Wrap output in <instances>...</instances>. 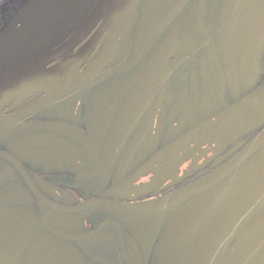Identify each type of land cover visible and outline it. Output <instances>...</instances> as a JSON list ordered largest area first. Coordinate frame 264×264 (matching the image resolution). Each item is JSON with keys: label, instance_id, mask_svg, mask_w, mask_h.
<instances>
[{"label": "flooded vegetation", "instance_id": "flooded-vegetation-1", "mask_svg": "<svg viewBox=\"0 0 264 264\" xmlns=\"http://www.w3.org/2000/svg\"><path fill=\"white\" fill-rule=\"evenodd\" d=\"M96 1L56 2L48 43L67 38ZM101 20L52 63L76 52ZM37 30L1 46V66L42 52L26 46ZM96 69L63 96L22 92L0 101V117L11 116L0 119V264H188L225 213L264 185V0H136ZM229 184V197L176 240V228ZM39 195L64 206L183 198L137 213L103 201L62 209ZM263 238L264 203L209 264H264V248L250 249Z\"/></svg>", "mask_w": 264, "mask_h": 264}, {"label": "water", "instance_id": "water-1", "mask_svg": "<svg viewBox=\"0 0 264 264\" xmlns=\"http://www.w3.org/2000/svg\"><path fill=\"white\" fill-rule=\"evenodd\" d=\"M236 1L233 0V4ZM135 2L136 0H97L91 11L84 17L75 30L67 38L55 45L49 44L48 42L55 35L51 32L57 18L53 17L49 19L39 32L40 36L34 42L28 39L26 44L29 47L28 50L39 46L44 48L42 52L8 66H1L0 64V101L22 92H46L49 96H56L57 98L82 87L97 73V69L95 70V68L101 65L109 54L119 37L124 22L131 14ZM100 18L102 20L97 29L75 53L70 52L60 61L52 63L58 55L64 54L67 50L71 51L72 46L80 41ZM37 29L35 27L31 32ZM104 37H107L108 41L96 61L87 68L79 70L81 61L86 58L92 48ZM168 41L169 38L162 42V48ZM176 41L177 39L174 38L173 42L176 43ZM79 60L81 61L79 62ZM22 113L23 111H20L13 116ZM10 118L11 116L0 117V119ZM205 185L206 183L202 186ZM260 185L264 187L262 182L254 185V189L249 194L245 195L225 213L217 225L206 234L204 240L196 249L197 254L194 258H191L188 264H209L210 260L225 247L226 243L224 242L227 236L238 229L247 216L251 215V213L263 205L264 188H260ZM235 187L236 185L234 184L226 185L213 193L208 199L201 202V205L198 207H201L200 211L196 215H189L187 221L181 223L176 228L174 234L175 239L179 240L191 231L196 230L200 223L203 220L205 221L218 208L220 203L229 197ZM39 197L62 209L77 210L87 202L103 201V203L120 206L127 210V212L137 213L157 212L176 204L183 198H174L156 206H133L107 198L91 199L74 206H64L62 204H56L43 196L39 195ZM173 228L172 226L168 232L173 230ZM251 228V224L247 225L243 230L244 233L246 234ZM165 238L169 239V236ZM182 243L179 242V245H182ZM262 248H264V238L251 243L250 249L252 250H262Z\"/></svg>", "mask_w": 264, "mask_h": 264}, {"label": "rangeland", "instance_id": "rangeland-1", "mask_svg": "<svg viewBox=\"0 0 264 264\" xmlns=\"http://www.w3.org/2000/svg\"><path fill=\"white\" fill-rule=\"evenodd\" d=\"M62 0H21L15 7L8 5L9 0H0L2 17H9V21L0 25V47L7 43H20L35 27L38 33L43 25L53 17H56V2ZM8 5V6H7ZM56 34V23L51 32Z\"/></svg>", "mask_w": 264, "mask_h": 264}, {"label": "bare ground", "instance_id": "bare-ground-1", "mask_svg": "<svg viewBox=\"0 0 264 264\" xmlns=\"http://www.w3.org/2000/svg\"><path fill=\"white\" fill-rule=\"evenodd\" d=\"M205 233H207V231H204ZM195 245H197V244H195ZM197 248V247H196Z\"/></svg>", "mask_w": 264, "mask_h": 264}]
</instances>
